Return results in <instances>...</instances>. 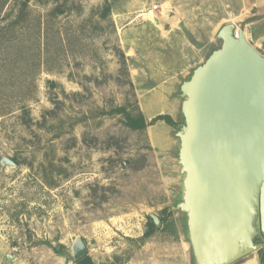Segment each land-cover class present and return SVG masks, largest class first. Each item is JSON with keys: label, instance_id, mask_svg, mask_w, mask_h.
Here are the masks:
<instances>
[{"label": "rangeland", "instance_id": "obj_1", "mask_svg": "<svg viewBox=\"0 0 264 264\" xmlns=\"http://www.w3.org/2000/svg\"><path fill=\"white\" fill-rule=\"evenodd\" d=\"M23 1L0 0V76L37 85L11 86L12 104L1 105L12 112L0 113V159L19 164L0 177V264L8 254L9 264H79L68 253L76 235L94 264H151L148 241L188 242L184 214L172 209L180 85L221 46L222 26L242 29L249 16L241 0ZM28 91L26 116L17 95ZM170 105L177 126L151 118L136 130L114 112L149 107L156 117ZM151 213L162 224L143 238Z\"/></svg>", "mask_w": 264, "mask_h": 264}, {"label": "water", "instance_id": "obj_2", "mask_svg": "<svg viewBox=\"0 0 264 264\" xmlns=\"http://www.w3.org/2000/svg\"><path fill=\"white\" fill-rule=\"evenodd\" d=\"M217 37L221 46L180 85L175 132L181 189L172 209L184 214L193 264H233L264 250V54L233 22ZM17 166L3 156L0 177ZM68 253L89 255L82 236Z\"/></svg>", "mask_w": 264, "mask_h": 264}, {"label": "crops", "instance_id": "obj_3", "mask_svg": "<svg viewBox=\"0 0 264 264\" xmlns=\"http://www.w3.org/2000/svg\"><path fill=\"white\" fill-rule=\"evenodd\" d=\"M240 14L248 15L242 28L246 34L247 39L253 44L262 54H264V0H241ZM257 15L254 18L251 16ZM176 105H170L166 111L172 118L176 111ZM151 108L145 110V119L148 122L154 118ZM151 114H150V113ZM162 112H159L161 114ZM164 114V113H162ZM171 233V232H170ZM177 231H174L176 234ZM178 233L179 230H178ZM155 238V236H152ZM164 240L148 241L145 245L146 255L152 259L151 264H192V254L188 242L183 237L176 239V236H165ZM262 254H250L233 264H263Z\"/></svg>", "mask_w": 264, "mask_h": 264}, {"label": "trees", "instance_id": "obj_4", "mask_svg": "<svg viewBox=\"0 0 264 264\" xmlns=\"http://www.w3.org/2000/svg\"><path fill=\"white\" fill-rule=\"evenodd\" d=\"M23 5H27L28 4V0H24ZM6 16H3L1 18V20L5 19ZM3 29V27H0V31ZM5 42V41H4ZM18 43H20L19 41H17L16 43V47L18 48ZM4 48V45L1 43L0 44V51ZM20 85L22 88L24 89H30V91H32L34 89V91L37 88V85L35 83V79L34 76H29V75H9L7 74L6 76H0V113L1 115H6L10 112H12V110H8V108H3L1 105H11L12 104V97L16 96L13 92L10 91V87L13 85ZM8 87V90H7ZM30 91L28 92H20L17 96H20L21 100L19 101L21 105V108L24 112H26V116H28L29 114L27 113V108H28V99H35L34 95H32V93H30ZM114 112L118 113V114H124V118H125V124L127 126H129L132 129H136V130H142L145 129L147 127V121L145 119V116L143 114L142 111H139L138 113H132L130 111L127 110L126 107L124 106H120L114 109ZM158 120H164L166 123H168L171 126H177L178 123L169 115V114H159L156 117H154L151 121V124L158 121ZM32 121V119L30 117H28L27 119H25V122L28 123ZM18 164L19 162L13 158ZM167 210V209H165ZM154 223L153 221H151L149 223V229L143 234V238L148 237L149 235L152 234L153 232V227H154ZM79 264H94L92 259L90 258L89 255H86L85 257L79 259L78 261H75Z\"/></svg>", "mask_w": 264, "mask_h": 264}, {"label": "built area", "instance_id": "obj_5", "mask_svg": "<svg viewBox=\"0 0 264 264\" xmlns=\"http://www.w3.org/2000/svg\"><path fill=\"white\" fill-rule=\"evenodd\" d=\"M158 9H160V5L154 4L152 7L149 8V10L146 12L145 15L152 17L155 14V12H157ZM161 9H162V7H161ZM237 30H238V28H237Z\"/></svg>", "mask_w": 264, "mask_h": 264}, {"label": "flooded vegetation", "instance_id": "obj_6", "mask_svg": "<svg viewBox=\"0 0 264 264\" xmlns=\"http://www.w3.org/2000/svg\"><path fill=\"white\" fill-rule=\"evenodd\" d=\"M261 251L263 252V255H264V250L261 249ZM262 252H261V254H262Z\"/></svg>", "mask_w": 264, "mask_h": 264}, {"label": "bare ground", "instance_id": "obj_7", "mask_svg": "<svg viewBox=\"0 0 264 264\" xmlns=\"http://www.w3.org/2000/svg\"><path fill=\"white\" fill-rule=\"evenodd\" d=\"M238 31H239V29H238Z\"/></svg>", "mask_w": 264, "mask_h": 264}]
</instances>
